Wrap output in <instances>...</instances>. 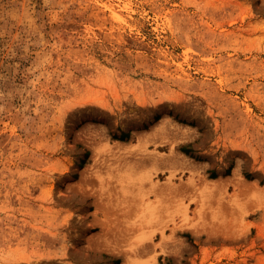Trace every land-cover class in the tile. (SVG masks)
Returning <instances> with one entry per match:
<instances>
[{
  "label": "rangeland",
  "instance_id": "1",
  "mask_svg": "<svg viewBox=\"0 0 264 264\" xmlns=\"http://www.w3.org/2000/svg\"><path fill=\"white\" fill-rule=\"evenodd\" d=\"M0 264H264V0H0Z\"/></svg>",
  "mask_w": 264,
  "mask_h": 264
},
{
  "label": "bare ground",
  "instance_id": "2",
  "mask_svg": "<svg viewBox=\"0 0 264 264\" xmlns=\"http://www.w3.org/2000/svg\"><path fill=\"white\" fill-rule=\"evenodd\" d=\"M178 154H181V155H183L184 156V154H182V152H177ZM185 157V156H184ZM234 177L235 178H240V176H239V172L237 171L235 174H234Z\"/></svg>",
  "mask_w": 264,
  "mask_h": 264
},
{
  "label": "trees",
  "instance_id": "3",
  "mask_svg": "<svg viewBox=\"0 0 264 264\" xmlns=\"http://www.w3.org/2000/svg\"><path fill=\"white\" fill-rule=\"evenodd\" d=\"M123 138H125V137H123ZM184 149V148H183ZM184 150H186V149H184ZM213 176H215L214 174H213Z\"/></svg>",
  "mask_w": 264,
  "mask_h": 264
}]
</instances>
